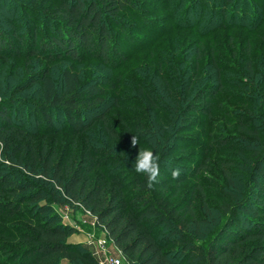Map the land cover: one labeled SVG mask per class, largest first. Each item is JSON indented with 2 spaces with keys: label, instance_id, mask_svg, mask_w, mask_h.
Masks as SVG:
<instances>
[{
  "label": "trees",
  "instance_id": "16d2710c",
  "mask_svg": "<svg viewBox=\"0 0 264 264\" xmlns=\"http://www.w3.org/2000/svg\"><path fill=\"white\" fill-rule=\"evenodd\" d=\"M53 1L52 16L41 19L58 21L54 32L39 39L36 27L31 37L14 32L5 39L0 31V55L20 56L27 48L28 56L45 57L48 63L93 59L117 71L135 61L139 47L153 53L168 30V45L159 46L162 55L155 54L154 71L149 65L142 69L152 78L135 79L144 97H137L134 106L145 103L158 121L125 125L122 131L110 113L132 99L117 95L111 103L104 84L84 83L72 67L63 70L61 89L49 68L29 78L42 88V101L29 104L36 115L34 132L17 117L20 124L15 122L13 100H0V264H98L90 250L68 241L75 230L60 221L54 205L90 213L129 264H264V133L257 126L264 117V73L253 69L247 38L264 24V0H177V5L158 0L175 15L163 22L148 17L145 0ZM25 15L30 21L41 14L26 10ZM236 29L248 34L235 41L230 31ZM218 35L228 38L233 50L220 49ZM258 35L264 44V32ZM241 45L242 55L237 52ZM239 73L246 78L233 87L247 97L230 105L226 96L232 80L226 74ZM150 78L154 92L147 94L143 82ZM58 113L74 136L64 150L47 143L57 133ZM194 126L201 130L198 136H182ZM96 127L103 132L101 140L93 135ZM179 141L185 143L182 154L173 158ZM145 149L159 163L152 187L145 174L135 171L139 151ZM223 152L243 161L224 156L202 160ZM174 169L180 170L179 179L172 178ZM209 172L222 178L228 200L221 205L224 218L200 245L201 226L213 218ZM190 180L185 201L172 205ZM199 202L207 218L201 219Z\"/></svg>",
  "mask_w": 264,
  "mask_h": 264
},
{
  "label": "rangeland",
  "instance_id": "374dc122",
  "mask_svg": "<svg viewBox=\"0 0 264 264\" xmlns=\"http://www.w3.org/2000/svg\"><path fill=\"white\" fill-rule=\"evenodd\" d=\"M147 3L144 6L145 10L148 12V17L151 19H155L157 22H163L165 20H169L170 18L174 17L175 15L171 13V11H168V4L164 3L162 4L158 0H145ZM171 4L177 5V0L170 1ZM170 5V4H169ZM55 6L53 0H2L0 2V31L4 33V38H8L10 36H13L14 32H18L19 36L23 37H31L33 35L35 28L37 27V33L39 39L44 37L45 32L48 33V35H51L54 32V23L58 22H50L46 18V16H52V8ZM38 11L39 16L34 15L33 17H29L30 21L28 20L27 16L25 15V11ZM34 10V11H33ZM204 18H207L208 14H204ZM41 17H43L41 19ZM59 20V19H57ZM168 28V27H167ZM170 28V27H169ZM170 30V29H169ZM167 31L163 32L159 38V45L158 47L154 49L153 53H150L148 51L145 52V49L142 50L140 47L139 50L135 52L133 55L135 57V61L132 62L126 67H124L121 70L113 71L110 69L105 68L99 61L97 60H88L83 63H75L71 62L69 60H62V61H55L53 63H48L45 57L41 58L39 56H28L27 55V48L23 49V54L20 56L8 54V58L6 56L0 55V100L7 99V100H13L15 104H17L15 107H12V116L15 119V122H17V118L21 123L24 124V127L28 129V131L34 132L36 130L35 128V122H36V115L34 113V110L32 107H30V103L34 102H41L42 101V88L40 83H35L31 85V80L29 78L35 77L37 79V76L44 70V68H49L50 74L52 78L54 79L56 85L59 87V89L63 86V70L69 67L74 68L75 71L79 72L81 79L84 83H91L94 80H97L99 83L104 84L106 88V96H108V101H111L113 103V98L118 95L119 98L124 99H132L126 105L124 104V107L121 108H114L112 109L110 115L113 116V120L117 127L121 129L122 131L126 130L125 125H136L142 124L139 122H143L146 124V122L151 121L152 119L154 121H158V118L155 117L154 113L147 112L144 108L145 103H138L136 106H134L135 101H139V98L137 97H144L139 94V88H138V81L135 79L138 78V76H143L145 78L147 76L152 78V72L154 71L156 66V55H162V53H157L159 46L167 47L168 45V35ZM174 32H178L174 31ZM225 31H219L220 34H223ZM233 33L235 41H238L241 39L242 34H248L247 32L244 33L240 29H236L234 31H230ZM258 33L264 32V24L258 27ZM255 33L251 35L250 37H247L251 40L252 49H253V69L255 70V73L261 72L262 75L264 73V44L263 41L258 35V33ZM44 33V34H43ZM230 33V34H232ZM218 34V33H217ZM176 36V35H175ZM220 37V39L218 38ZM224 35H218L216 37V42H222V46L220 49H224V46H230V50H233V43L229 42L228 38L223 39ZM245 37V35H244ZM12 38V37H11ZM167 39V41H166ZM223 39V40H222ZM13 40V39H12ZM161 43V44H160ZM220 44V43H219ZM212 47V46H210ZM152 49V50H153ZM237 52L243 54L242 52V45L238 47ZM130 54V53H129ZM145 54V55H144ZM154 54V56H152ZM204 64V61L201 63ZM151 66L149 67L152 72L150 73L148 70V73L144 70L145 66ZM245 72H247L246 65L240 64L238 67ZM144 71V72H143ZM235 73V71H234ZM30 76V77H29ZM228 78H230L232 83L230 84V88L227 89V92L229 93L228 96H226V100L228 99V104L234 105L238 100L241 98H244L247 94L238 92L236 87H233V85H238L240 80H244L245 75H242L239 73L237 76H232L229 74H226ZM28 78V79H27ZM149 79L148 81L143 82V84L147 87L145 88L147 90V94H152L153 88H150L153 84L152 79ZM120 79V80H119ZM254 80V77H253ZM120 81V82H119ZM39 82V81H38ZM116 85V87H114ZM137 91V94H136ZM247 97V96H246ZM221 98H224L221 97ZM260 102V100L258 99ZM130 102L131 105H130ZM140 102V101H139ZM253 101H248V105L253 106ZM22 104V107L19 105ZM111 106V105H110ZM258 106V105H257ZM126 108V110H125ZM260 108V107H259ZM156 113H159L156 111ZM17 117V118H16ZM56 117V128L54 131H57V133H51L49 137L47 138V143L50 146L56 145L58 150H64V148H68L69 144L74 139V136L70 133V131L65 127V124L63 122V117L61 114H55ZM161 117L163 119L169 118L168 115L162 113ZM150 118V120H149ZM20 122L17 124H20ZM208 123V129L210 128L211 122L207 120ZM259 127V130L264 133V117L260 120V122L257 125ZM196 126H194L195 128ZM133 130V129H132ZM53 131V132H54ZM134 131V130H133ZM201 130L195 128L191 132L183 133L182 136H198ZM190 134V135H188ZM93 135L100 139L103 137V132L100 127H96L93 130ZM41 134L39 135V139L41 138ZM80 140V138H79ZM183 141V140H182ZM179 141L177 143V147L175 148L173 152V158H178L181 156L182 151L179 149L181 146H183L185 143ZM149 150V149H148ZM206 156H224V157H235L239 160V162L243 161V157H239L235 155L233 152H223L221 155L220 153H212V154H206L204 155L203 159ZM177 164H183V163H177ZM170 165L164 166V168H170ZM239 173L243 174V171H239ZM207 179V183L209 186L207 188V192L209 194V205L212 209L213 218L208 219L206 217L205 210L203 209L202 204L199 202L197 204L199 214L201 216V219L207 218V221L203 223L201 226V233L202 236L197 237V242L200 245H204L207 240V236H209L214 230L217 229L219 222L224 218L221 211V205L228 200V196L225 195V192L222 191V185L223 180L219 176V174H215L212 172L206 173L205 175ZM160 179H163V177H160ZM192 180L188 181L187 183L183 184L181 186L180 195L173 199L171 201L172 205L178 204L180 202H184L186 199L187 194L191 190L192 187ZM175 187H171L169 191H173ZM54 210L59 214L60 221L64 224L69 226L70 228H73L75 230V233L71 235L68 239V241L72 244L81 245L84 249H88V242L91 238H104L105 233L102 228L99 226L93 225V218H91L88 214H86L81 208L76 206H58L54 205ZM193 232L195 231V228L192 229ZM165 233V232H164ZM167 233V230H166ZM91 252V250H90ZM113 255H117V253L114 251L112 252ZM60 264H82V263H71L67 260H61Z\"/></svg>",
  "mask_w": 264,
  "mask_h": 264
},
{
  "label": "built area",
  "instance_id": "2783aa9c",
  "mask_svg": "<svg viewBox=\"0 0 264 264\" xmlns=\"http://www.w3.org/2000/svg\"><path fill=\"white\" fill-rule=\"evenodd\" d=\"M86 214L93 218V225L98 226L97 220L90 213ZM104 233V238H91L88 242V249L91 250L98 264H129L115 244L107 237L105 231ZM114 251L117 253L116 256L112 254Z\"/></svg>",
  "mask_w": 264,
  "mask_h": 264
},
{
  "label": "clouds",
  "instance_id": "9594fccd",
  "mask_svg": "<svg viewBox=\"0 0 264 264\" xmlns=\"http://www.w3.org/2000/svg\"><path fill=\"white\" fill-rule=\"evenodd\" d=\"M132 144L136 145L137 140L135 137L132 139ZM135 171L137 173H142L147 176V186L152 187L153 184L157 181L159 175V163L158 158L154 155L153 151L145 149L140 150L136 163ZM180 170L174 169L172 171V178L179 179Z\"/></svg>",
  "mask_w": 264,
  "mask_h": 264
}]
</instances>
